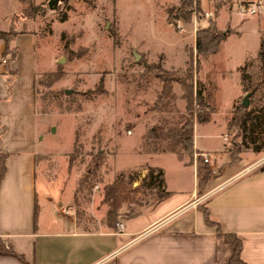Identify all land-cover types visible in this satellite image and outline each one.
I'll return each instance as SVG.
<instances>
[{
	"label": "rangeland",
	"instance_id": "374dc122",
	"mask_svg": "<svg viewBox=\"0 0 264 264\" xmlns=\"http://www.w3.org/2000/svg\"><path fill=\"white\" fill-rule=\"evenodd\" d=\"M49 1L25 0L17 12L29 20L19 27L36 34V142L52 152L47 183L43 163L37 165L39 196L67 197L76 186L74 218L88 227L110 220L109 211L123 219L152 206L164 189L141 185L149 169L161 167L169 190L191 191L200 173L173 153L182 147L171 134L189 116L184 93L192 95L194 124L198 114L210 117L204 128L213 136L201 140L205 147L213 152L226 145L232 156L245 153L264 165V7L243 17L202 0L214 16L195 22L182 17L189 11L180 0H58L52 8ZM18 8L17 1L0 0V29ZM210 20L221 40L215 52L199 56L197 30ZM189 67L192 94L182 86L190 82ZM196 89L205 106L197 104ZM245 98L260 126L243 135L228 121ZM195 153L201 152L193 150V159Z\"/></svg>",
	"mask_w": 264,
	"mask_h": 264
},
{
	"label": "crops",
	"instance_id": "0c3cea01",
	"mask_svg": "<svg viewBox=\"0 0 264 264\" xmlns=\"http://www.w3.org/2000/svg\"><path fill=\"white\" fill-rule=\"evenodd\" d=\"M14 1L19 8L0 29L8 31L12 25L17 32L9 42L16 48L15 59L9 68L0 64V154L5 167L0 241L21 257L0 253V264H228L232 246L218 236L216 226L206 223L204 208L222 233L240 239L244 264H264V169L245 153L232 163L226 145L213 152L205 147L201 140L213 136L204 128L210 121L196 122L193 131V150L211 153L209 164L188 158L182 149L173 152L200 173L191 191L169 190L162 173L164 199L123 219H101L88 227L74 218L76 186L67 197L53 199L47 191L39 196L37 165L43 163L47 183L52 152L36 142L41 115L34 99L36 34L22 28L29 20L17 13L23 1ZM4 48L0 40V51Z\"/></svg>",
	"mask_w": 264,
	"mask_h": 264
},
{
	"label": "trees",
	"instance_id": "16d2710c",
	"mask_svg": "<svg viewBox=\"0 0 264 264\" xmlns=\"http://www.w3.org/2000/svg\"><path fill=\"white\" fill-rule=\"evenodd\" d=\"M23 3L25 0H22ZM181 1V6L184 7L186 5H189L191 3V0H180ZM24 10V8L22 9ZM182 17L185 19H190L191 18V13L189 12L184 13L180 12ZM17 32L14 30V26L11 25L10 30L8 31H0V40H2L5 44L4 48V54L7 56V62H6V67L9 68L10 63L15 59L16 57V48H10L9 42L11 39L14 37V35ZM221 40L220 34H218L214 22L212 20L209 21L208 26L203 29H198L197 34H196V41H195V46H196V54L199 56H206L210 53H213L217 50L219 41ZM263 47H264V42H262ZM260 58L263 59L264 61V48L263 50H260ZM192 68L189 67L187 68L186 72V77L190 80L189 83H183L182 86L184 87L185 90L188 92L191 91L190 94H192ZM10 73V71H9ZM100 83H102V79H100ZM195 100L198 105L205 106V102L203 100L202 94L200 89L195 90ZM190 96V95H189ZM183 98L187 100V110H189V116L188 118L182 123L179 129L172 131V138L174 140V144H180L184 152L187 154L188 157L192 158L193 155V131H194V119L192 115V110H191V103H192V95L188 97L187 94H183ZM191 98V99H190ZM190 100V101H189ZM263 109L259 108L258 110V115L262 112ZM255 116L256 114H253L252 110H248L245 105L241 104L236 108L233 112L232 115L228 121V127L229 126H238L239 131L244 132L243 135L247 131L254 133L256 127L260 126L258 122L255 121ZM209 115H201L198 114L195 117V120L197 123H205L209 121ZM149 137L155 138L157 136V130L156 128H152L148 131ZM260 149L258 147L255 148V151H259ZM231 153V151H230ZM239 160V157L237 156H232L231 155V162L235 163ZM261 169H264V165L261 167ZM4 155L0 154V181L1 178L4 174ZM118 180L115 179L113 183L109 186L108 192L105 194L104 199L109 201V199L112 197V193L116 192V186H117ZM163 183V177H162V171L161 170H155V169H149L148 173L142 180V184L144 186L150 187L151 189H154L156 187H161ZM167 196V192L161 191V193L158 195V199L155 203L161 201ZM154 203V204H155ZM203 215L204 219L207 224L209 225H214L217 227V234L220 237H223L225 242L229 243L232 246V254L229 259L228 264H244L243 261L240 258V252H241V241L238 237H236L234 234H227V233H222L219 229V226L216 221L212 220L209 216V213L207 209H203ZM113 216V212H108V217L110 220H115V217ZM113 218V219H111ZM0 253H3L5 255H10L14 257L20 258L21 256L13 252L12 250L8 249L7 246L0 241Z\"/></svg>",
	"mask_w": 264,
	"mask_h": 264
},
{
	"label": "built area",
	"instance_id": "2783aa9c",
	"mask_svg": "<svg viewBox=\"0 0 264 264\" xmlns=\"http://www.w3.org/2000/svg\"><path fill=\"white\" fill-rule=\"evenodd\" d=\"M202 0H191L189 5L184 6L183 8L186 11L191 13L193 21L197 22L200 18L208 19L213 18L214 11L204 9L200 6L199 2ZM216 6L226 9L230 13H235L243 17L257 15L259 11L264 7V0H205ZM7 56L4 52L0 51V64L6 65ZM224 141L228 140V135L225 134L223 137ZM198 155V156H197ZM196 157H199L203 164H209L211 153L201 152L195 153ZM195 157L194 160L197 158ZM118 229H123V224L121 222H116Z\"/></svg>",
	"mask_w": 264,
	"mask_h": 264
},
{
	"label": "water",
	"instance_id": "95a60500",
	"mask_svg": "<svg viewBox=\"0 0 264 264\" xmlns=\"http://www.w3.org/2000/svg\"><path fill=\"white\" fill-rule=\"evenodd\" d=\"M57 1L58 0H50L49 2H48V6H49V8H52L53 7V5H55L56 3H57ZM242 104L243 105H247V100H246V98L242 101Z\"/></svg>",
	"mask_w": 264,
	"mask_h": 264
}]
</instances>
